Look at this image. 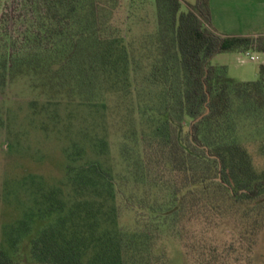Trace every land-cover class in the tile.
I'll return each instance as SVG.
<instances>
[{
  "label": "trees",
  "instance_id": "16d2710c",
  "mask_svg": "<svg viewBox=\"0 0 264 264\" xmlns=\"http://www.w3.org/2000/svg\"><path fill=\"white\" fill-rule=\"evenodd\" d=\"M114 3L14 0L34 20L21 39L0 21V88L29 78L50 100L103 107L112 94L141 118L125 132L137 144H123V172L94 162L68 166L76 197L34 240V257L41 264H169L157 252L168 235L192 264H236L242 251L249 258L264 230V171L254 167L241 133L261 139L264 151V64L258 80L244 82L212 60L264 53V36L218 33L211 0L187 12L180 0H155L157 31L128 38L114 22ZM48 199L49 214L65 211L60 191ZM128 212L134 224L124 228ZM230 220L240 232L219 239ZM0 264L21 263L0 247Z\"/></svg>",
  "mask_w": 264,
  "mask_h": 264
},
{
  "label": "rangeland",
  "instance_id": "374dc122",
  "mask_svg": "<svg viewBox=\"0 0 264 264\" xmlns=\"http://www.w3.org/2000/svg\"><path fill=\"white\" fill-rule=\"evenodd\" d=\"M114 1L117 4L114 22L128 38L141 39L157 31L155 0ZM180 1L184 12L197 3V0ZM1 3L2 26L15 38H23L34 27L32 9L14 4V0H1ZM222 27L217 31L224 35L243 31ZM248 52L254 60L246 52H228L215 56L212 62L227 64L228 75L237 81H256L258 68L264 64V54ZM109 96L105 107L65 98L50 100V92L35 87L29 78L13 80L0 88V247L15 261L41 264L32 252L34 240L66 215L76 197L67 178L68 166H87L94 162L113 175L124 171L122 146L127 143L134 149L137 144L133 137L125 139V132L132 129V121L139 124L141 118L137 111L134 117L129 116L134 110L131 102L119 103L118 96ZM251 134L243 130L241 142L252 155L256 170L262 172V141ZM52 191H60L66 203L63 213L47 212L48 195ZM133 224L132 213L122 215L120 226L130 228ZM237 224L233 220L227 222L228 230L223 229L219 239L237 235L240 232ZM157 252L166 254L169 264H192L177 238L164 235ZM250 255L248 258L247 252L242 251L236 264H264V230Z\"/></svg>",
  "mask_w": 264,
  "mask_h": 264
},
{
  "label": "crops",
  "instance_id": "0c3cea01",
  "mask_svg": "<svg viewBox=\"0 0 264 264\" xmlns=\"http://www.w3.org/2000/svg\"><path fill=\"white\" fill-rule=\"evenodd\" d=\"M236 9L241 13H236ZM211 11L212 24L216 31L226 26L243 30L229 36H264V0H211ZM213 65L226 66L229 71L227 64Z\"/></svg>",
  "mask_w": 264,
  "mask_h": 264
},
{
  "label": "built area",
  "instance_id": "2783aa9c",
  "mask_svg": "<svg viewBox=\"0 0 264 264\" xmlns=\"http://www.w3.org/2000/svg\"><path fill=\"white\" fill-rule=\"evenodd\" d=\"M245 54H246V56L251 57V59L254 60V56H252L250 52H246ZM257 58L258 57H256L255 59H257Z\"/></svg>",
  "mask_w": 264,
  "mask_h": 264
},
{
  "label": "water",
  "instance_id": "95a60500",
  "mask_svg": "<svg viewBox=\"0 0 264 264\" xmlns=\"http://www.w3.org/2000/svg\"><path fill=\"white\" fill-rule=\"evenodd\" d=\"M209 112V109H208V111H207V113ZM203 118V116H201L200 118H198L197 120H196V122L197 121H199L200 119H202Z\"/></svg>",
  "mask_w": 264,
  "mask_h": 264
}]
</instances>
